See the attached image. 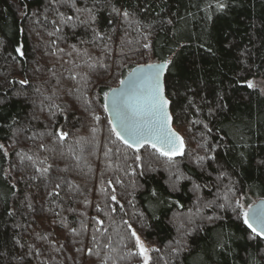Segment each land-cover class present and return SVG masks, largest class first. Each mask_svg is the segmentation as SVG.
I'll use <instances>...</instances> for the list:
<instances>
[{"label": "trees", "instance_id": "obj_1", "mask_svg": "<svg viewBox=\"0 0 264 264\" xmlns=\"http://www.w3.org/2000/svg\"><path fill=\"white\" fill-rule=\"evenodd\" d=\"M71 2L0 0V264H141L124 221L160 250L150 253L157 264H264V239L249 240L232 208L203 207L230 180L243 204L264 197V93L246 85L264 78V0H223L222 12L216 0ZM77 8L91 9L95 24ZM58 13L73 20L49 36ZM93 28L103 40L93 39ZM169 58L165 94L186 153L175 164L190 177L178 191L170 187L177 168L150 147L137 167L133 150L112 132L103 97L132 66ZM50 104L64 111L52 116ZM55 129L67 138L54 143L47 133ZM206 154L223 167L193 163ZM49 165V173L36 172ZM220 171L228 175L217 181ZM57 182L59 195L49 196ZM208 216L222 219L209 223ZM178 239L186 250L174 256Z\"/></svg>", "mask_w": 264, "mask_h": 264}, {"label": "snow or ice", "instance_id": "obj_2", "mask_svg": "<svg viewBox=\"0 0 264 264\" xmlns=\"http://www.w3.org/2000/svg\"><path fill=\"white\" fill-rule=\"evenodd\" d=\"M59 0H51L53 5H56ZM63 2H67V0H63ZM71 7L75 8L74 0H72ZM227 5L223 2V0H216L215 8L218 12H222ZM77 12L87 11L89 13V18L91 24H95L96 17L92 14L91 9H76ZM113 11L117 12V15H122L124 18L129 17V13L127 11L120 13L116 9ZM59 21L57 19H53L51 23L55 26L53 32H49V36H54L57 33L62 31L60 25H67L69 22L73 20V17L68 16L65 17L63 13H58ZM212 17L209 15L208 19L210 20ZM47 19V17H45ZM171 23V21H168ZM81 23H89V21L82 20ZM111 23V21H109ZM131 23V22H130ZM137 25L139 26L138 22ZM75 27V24L72 25ZM94 36L93 39H104V34L99 32L98 29H92ZM147 36L144 37L147 40ZM111 39V37H108ZM53 45H55L56 41H52ZM144 49H150L151 45L149 43H144ZM75 50V45L72 46ZM107 49V45H105ZM58 51L62 52L63 49H58ZM15 52L18 56L23 57L25 55L23 51V46H17L15 48ZM172 64V59H166L158 64H149L144 66L141 69L143 72L145 69L147 71V75L137 76L134 75L133 78L128 82L130 92L125 93H115L114 90H109V92H113V99L111 102V110L116 114L117 119L119 120V126H114L112 128V132L116 135V137L123 142L129 149H132L135 154V162H137V167H143L142 165V156L140 155L141 149L146 146L150 147L159 157H163L169 164L170 168H177L175 164L176 157H182L185 153V141L184 138L172 128V120L173 117L169 114L168 106L170 101L165 96V85L162 80L163 72L169 68V65ZM91 67V65H89ZM78 74H72V79H77ZM21 85H27V80L19 81ZM124 84V81L120 82ZM246 85L248 88H255L256 84L252 80L246 81ZM37 91H39L37 89ZM109 92H104L103 97L105 100L104 108L105 111L109 110L108 105V97ZM45 99H51V97H46ZM2 102V101H0ZM43 103V102H42ZM87 103V101H86ZM191 103V102H190ZM55 109L56 111H53ZM198 110V109H197ZM43 111V107H42ZM48 111L52 116L56 115V112H63L64 109H61L59 105L50 104L48 105ZM210 115L213 114V110H209ZM96 120H99V117H94ZM67 119V116H65ZM111 123V121H109ZM193 123H200V121H194ZM205 128L208 127L207 124L204 125ZM209 131H211L209 129ZM54 143L64 141L68 133L62 131L61 129H55L54 131H50L47 133ZM46 146L42 143L40 144V148H45ZM4 148V145L0 144V149ZM214 151V149H213ZM7 155V152H5ZM28 159L29 161L33 160V157L27 156L22 157V159ZM212 161L217 164L218 168H222L223 166L219 164L216 160L215 155L206 154L204 156L195 157L193 163H195L202 170L205 168V162ZM264 163V162H261ZM35 166V164H34ZM51 165L48 167H36V172L45 175L49 173ZM148 170L154 171L151 166L148 167ZM143 175V172L140 173ZM228 173L224 171H220L217 176V181H222ZM32 179H36L35 176ZM190 179V177L185 176L183 173H180L178 168L175 172L170 171V187L172 191H178L177 185L181 180ZM230 179V178H229ZM116 183L119 184L120 181L116 180ZM111 184V181H109ZM235 182H231L230 185L225 188L223 194L221 195L219 192L216 195V198L208 201L203 204L205 208H219L220 210H226L227 208H232L234 212L237 213V218L242 219L243 224L246 226L248 230H250V234L248 236L249 240L252 239H264V200H261L259 203L253 202V204H248L246 209L242 201L244 200V196L240 194L235 188ZM15 187V185H13ZM201 185L195 184L194 191L199 190ZM204 187H208V185H204ZM61 188V183L57 182L53 185L52 190L48 192L49 196H58L59 189ZM114 191V190H113ZM151 195L153 197L157 196V192L155 189L152 190ZM199 197L197 200L199 201ZM111 200L113 202L119 203L117 200V196L115 194L111 195ZM131 203V202H130ZM178 203V202H177ZM29 209H32L31 203L27 205ZM122 207V206H121ZM201 209L198 208L197 212ZM15 210H10L8 212L9 216L14 214ZM115 211V208L112 209ZM143 214H141L142 216ZM222 219L220 216H208L207 220L209 223H213L215 220ZM98 223H103V221H98ZM125 224L128 225V229L130 230L131 238L134 239L135 250L132 252L133 255L139 256L141 259V264H157L156 261L153 260V257L150 255L151 252H159L158 248H149L145 245L144 241L141 239V236L136 232L135 229L132 228L131 224L128 221H124ZM18 227V225L16 226ZM183 228V225H181ZM203 230L202 228L200 229ZM75 232V229H72ZM192 230L189 229L187 232H182L181 236L190 234ZM95 240V237H93ZM123 239V237H121ZM19 243V240L15 241ZM111 243V241H109ZM109 245L105 244L104 247L107 248ZM225 244H218V247L223 248ZM186 250L184 242L182 239H178L175 241V246L171 247V254L174 256H178L180 252ZM88 253H92V249H88ZM167 264V261H165Z\"/></svg>", "mask_w": 264, "mask_h": 264}, {"label": "water", "instance_id": "obj_3", "mask_svg": "<svg viewBox=\"0 0 264 264\" xmlns=\"http://www.w3.org/2000/svg\"><path fill=\"white\" fill-rule=\"evenodd\" d=\"M163 60H154V61H149V62H144V63H139V64H136L134 66H132L125 74L124 76L119 80L118 84L112 86L110 89L111 90H114L115 93H121L122 91L125 92V93H129L131 90L129 88V81L133 78L134 75H137V76H143V75H147V71L146 69L141 72V69L144 68V66L146 65H149V64H158L160 62H162ZM165 73H166V70L163 72V76H162V80L164 82V76H165ZM121 81H124L125 83L124 84H121L120 82ZM107 92H109V90ZM166 96V94H165ZM167 98V96H166ZM112 99H113V92H109V97H108V105H109V110L106 111V114H107V117H108V120L111 121V126L112 128L114 126L118 127L119 126V120L117 119V116L116 114L111 110V102H112ZM168 99V98H167ZM169 100V99H168ZM104 104H105V100H104ZM168 111H169V114L171 115V111H170V104L168 106ZM172 116V115H171ZM172 128L177 131L174 126H173V122H172ZM178 132V131H177ZM179 133V132H178ZM180 134V133H179ZM181 135V134H180ZM261 200H264V197H260V198H257L255 201L253 202H256V203H259ZM250 203V204H253Z\"/></svg>", "mask_w": 264, "mask_h": 264}, {"label": "rangeland", "instance_id": "obj_4", "mask_svg": "<svg viewBox=\"0 0 264 264\" xmlns=\"http://www.w3.org/2000/svg\"><path fill=\"white\" fill-rule=\"evenodd\" d=\"M254 83L256 84V87L261 92L264 93V78H257L256 80H254ZM242 204H243V202H242ZM247 205L248 204H244L245 209H246ZM141 239L144 241V243H145L146 246H148L149 248H151V245L147 241H145L142 237H141Z\"/></svg>", "mask_w": 264, "mask_h": 264}]
</instances>
